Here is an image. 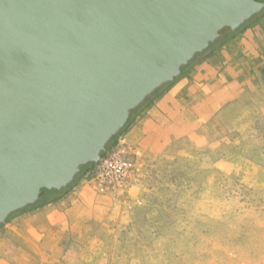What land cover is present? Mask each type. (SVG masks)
Listing matches in <instances>:
<instances>
[{
	"label": "water",
	"instance_id": "obj_1",
	"mask_svg": "<svg viewBox=\"0 0 264 264\" xmlns=\"http://www.w3.org/2000/svg\"><path fill=\"white\" fill-rule=\"evenodd\" d=\"M264 0H0V225L98 163L130 114Z\"/></svg>",
	"mask_w": 264,
	"mask_h": 264
},
{
	"label": "crops",
	"instance_id": "obj_2",
	"mask_svg": "<svg viewBox=\"0 0 264 264\" xmlns=\"http://www.w3.org/2000/svg\"><path fill=\"white\" fill-rule=\"evenodd\" d=\"M263 133L264 11L193 58L120 136L144 158L195 152L224 173L239 167L241 186L264 191V162L249 159ZM93 167L63 197L0 225V264H128L117 261L130 252L120 242L146 219V188L106 193L87 177Z\"/></svg>",
	"mask_w": 264,
	"mask_h": 264
},
{
	"label": "rangeland",
	"instance_id": "obj_3",
	"mask_svg": "<svg viewBox=\"0 0 264 264\" xmlns=\"http://www.w3.org/2000/svg\"><path fill=\"white\" fill-rule=\"evenodd\" d=\"M258 137L249 159L264 162V133ZM245 155L235 158L238 166ZM135 167L137 181L146 188V219L121 239L130 252L117 261L264 264V191L241 186L239 167L224 173L195 152L137 154Z\"/></svg>",
	"mask_w": 264,
	"mask_h": 264
},
{
	"label": "built area",
	"instance_id": "obj_4",
	"mask_svg": "<svg viewBox=\"0 0 264 264\" xmlns=\"http://www.w3.org/2000/svg\"><path fill=\"white\" fill-rule=\"evenodd\" d=\"M136 156L135 148L120 136L116 144L95 163L87 177L106 193H126L137 181Z\"/></svg>",
	"mask_w": 264,
	"mask_h": 264
},
{
	"label": "trees",
	"instance_id": "obj_5",
	"mask_svg": "<svg viewBox=\"0 0 264 264\" xmlns=\"http://www.w3.org/2000/svg\"><path fill=\"white\" fill-rule=\"evenodd\" d=\"M262 11H264V9H263ZM262 11H261V12H262ZM261 12H260V13H261ZM260 13H258V14H260ZM258 14H256L255 16H253V17H252L250 20H248L247 22H245L244 25H246L249 21H251L253 18H255ZM230 34H231V33H229L228 35L223 36V37L217 39L215 42L211 43L210 46H209L206 50H204V51L201 52V53H198L195 57L200 56V55H202V54H205V53L211 51V50L213 49V47L217 46L220 42H222V41H223L226 37H228ZM195 57H194V58H195ZM186 67H187V65L184 66V67L182 68V73H183V70H185ZM168 83H169V82H168ZM168 83H166V84H168ZM164 85H165V84H164ZM162 86H163V85H162ZM158 89H159V88H158ZM158 89H157V90H158ZM157 90H156V91H157ZM156 91H155V92H156ZM155 92H154L152 95H150L149 97H147V98L145 99V101H144L139 107H137L135 110H133V111L131 112V114H130V118H129L127 124L123 127V129H122L117 135H115V136L111 139V141H110L109 144L107 145L105 151H107L108 148H110V146L113 145V144L115 143V141H117L118 137L122 134V132L124 131V129L127 127V125H128V123H129V121L131 120V118H132L135 114H137V113H138L143 107H145V105H147V104L152 100L153 96L155 95ZM104 154H105V152L102 153V156H103ZM94 165H95V163H89V164H87V165L82 166L81 169H80V172L76 175L74 181H73L71 184H69L67 187H64V188H62V189H60V190H55V189L52 190V191L46 196V198H45L44 200H41V201L36 202L35 204L29 205V206H27L26 208H24V209H22V210H27L28 208H31V207L40 206V205H43V204H45V203H47V202H50V201L53 200V199H59V198L63 197L64 195H66V194H67V193H68V192H69V191H70V190L76 185V183H77V182L81 179V177L84 175V172H85L88 168L93 167ZM22 210H20V211H22Z\"/></svg>",
	"mask_w": 264,
	"mask_h": 264
}]
</instances>
